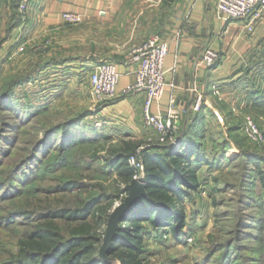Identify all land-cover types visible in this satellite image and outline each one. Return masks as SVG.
<instances>
[{
  "label": "trees",
  "instance_id": "1",
  "mask_svg": "<svg viewBox=\"0 0 264 264\" xmlns=\"http://www.w3.org/2000/svg\"><path fill=\"white\" fill-rule=\"evenodd\" d=\"M164 1L170 3L174 0ZM21 2L11 0L13 21L7 33L21 19L18 11ZM5 39L0 40V46ZM65 60L67 58L64 57L39 60L31 71L9 78L0 90V108L8 112L9 118L17 119L4 122L0 129V201H8L9 204V210L0 215V226H25L17 237L16 252L0 260V264H112L101 260L100 247L110 213L119 200L124 201L128 194L125 186L137 173L130 158L142 146L143 177L148 194L142 196L124 215L109 249V256L118 258L121 264H153L145 238L167 227L173 231L175 240L186 243L185 205L186 200L192 199V193L201 187L200 167L206 165L210 170H215L216 166L223 169L227 163L232 171L235 169L234 163L241 160V170L237 176L238 187L243 191L238 199L242 210L237 214L235 231L242 244H236L233 252L237 258H242L241 264H257L255 261L262 264L264 150L251 148L236 138L241 126L238 122H230L227 130L229 136L233 137V144L239 149L238 155L235 158L227 157L226 150L231 148L232 142L226 140L225 147L218 149L215 138V156L208 158L204 146L207 130L201 127L205 119L204 104L192 117L188 127L179 132L177 144L172 147L147 140H128L109 148L107 154L101 156L93 146L100 138L107 142L110 136H103L98 129L83 125L84 117H75L46 128L42 137L32 142L28 154L9 165L8 169L5 168L6 162L1 155H8L9 147L15 143L12 139L14 134H6L5 131L19 132L29 118L47 109V104L41 106L42 109L33 108L35 105H29L32 100L26 101L27 95L16 97V89L25 86L39 71L50 65L62 64ZM257 78L261 84L254 83L248 90L245 107L241 110L242 113H256L264 117V71ZM219 100L215 101L214 108L221 105L220 108L228 109L227 117L232 119L234 115L230 105ZM214 108H209L208 112L217 120ZM2 143H6V146ZM98 162L102 166H94ZM60 168L77 169L78 172L68 174L66 169L61 170L57 176H53L54 184L43 188L41 180L47 174L55 175ZM81 170H99L102 171L100 174L114 175L113 191L92 181L91 176L86 179L87 175L84 176ZM215 180L219 182V177L216 176ZM250 208L252 210L248 212ZM246 238H255L258 244L247 248L243 244ZM239 250L246 254H237ZM216 252L220 254L214 264L233 263L229 261L232 254L229 240L223 243L213 241L206 255L208 261ZM169 264H175V261Z\"/></svg>",
  "mask_w": 264,
  "mask_h": 264
},
{
  "label": "crops",
  "instance_id": "2",
  "mask_svg": "<svg viewBox=\"0 0 264 264\" xmlns=\"http://www.w3.org/2000/svg\"><path fill=\"white\" fill-rule=\"evenodd\" d=\"M145 1L149 0H27V11L21 12L19 7L21 19L7 33L13 21L11 0H0V29H3L1 34L7 37L0 46V60L6 55L11 57L12 52H21L24 45L47 34H60L67 30L71 35L70 31L75 30L77 25L68 23L63 15L65 12H77L83 15V21L79 36H73V39L80 38L81 41L75 43L89 45L88 53L79 58L68 57L62 64L50 67H71L74 73L89 71L97 63L111 60L107 59L109 56L95 51V44H98L96 33L113 27L112 23L125 18L133 3ZM150 1L155 4L156 28L168 45L165 58L168 86L161 101L153 105V113L163 118L177 113L180 132L188 127L192 117L200 110H195L194 104L199 96L202 97L205 119L201 127L207 130L204 146L207 157L211 159L215 156L212 149L215 136L212 133L218 123L208 109L214 108L215 101L222 97L236 115L242 116L244 113L238 111L242 112L245 107V94L254 83L261 84L257 77L264 71V13L254 30H249L245 21L225 19L218 11V0ZM209 47L219 54V60L213 67L199 63L204 50ZM128 57L123 56L115 62L120 73L116 96L101 104L96 116L100 121L120 128L133 139L144 141L152 136L144 125L145 93L126 92L133 82V68L126 63ZM46 69L39 72L43 73ZM215 90L219 93L215 94ZM240 99L244 101L241 103ZM215 113L221 119L219 113ZM230 150L233 155L239 151L236 146ZM205 167L209 169V166L202 165L199 171ZM211 171L214 169L211 168Z\"/></svg>",
  "mask_w": 264,
  "mask_h": 264
},
{
  "label": "rangeland",
  "instance_id": "3",
  "mask_svg": "<svg viewBox=\"0 0 264 264\" xmlns=\"http://www.w3.org/2000/svg\"><path fill=\"white\" fill-rule=\"evenodd\" d=\"M155 1L158 2L157 0ZM153 5L155 4L150 0L133 3L125 18L115 24L112 23L113 27L103 29L101 33L97 32L95 35V40L98 41V44H95L97 54L101 52V54L109 56L108 60L111 59L110 61L116 62L122 59L123 56H129L134 49L144 44L153 35L159 34L155 25L156 13L154 10L155 6ZM72 25L77 26H74L75 30L70 31L71 35L67 33L66 29L64 33L47 34V36L45 35L46 37L42 36L30 42L29 45H24L21 52H12L13 55L11 57L6 55L5 58L0 60L2 62V67L0 68V90L9 78L22 76L26 72L31 71L33 65L42 57L46 61L50 60V58L70 57L73 59L87 55L90 46L75 43L80 42V38H77L80 39L79 41L73 39V36H79L81 24ZM2 31L3 29H0V40L6 37L1 34ZM76 31H78L76 35H73ZM66 68L49 66L46 69L47 71L45 70L41 75V72L38 74L37 82L33 80L30 84H25V86L16 89V97L27 95L26 101L30 102L32 100V103L30 102L29 105H35L33 108L42 109L43 107L41 106L47 104V109L29 118L22 126V130L19 129V132L12 130L5 131L6 134L9 132L13 133L12 139L15 141L9 147V154L1 155L6 162V169L9 168V165L11 166L15 161L28 154L32 142L41 138L46 128H50L70 118L84 117L82 121L83 125H86L88 128L98 129L103 136H110L107 142L103 140L104 138H100L99 142L93 146L99 150L98 152L101 156L107 154L109 148L113 146H119L124 141L135 140L131 135L123 133L120 128L108 125L98 119L96 113L101 104H96L90 99L88 81L81 80V73L72 72L71 67ZM41 78L44 79L42 83ZM240 100L241 103L244 101V99ZM219 102L227 103V100L221 97ZM220 107L214 108L219 113V116H221V119L217 118L218 126H216V130L214 131L218 149L225 147L226 140H229L230 143L232 142L231 147L235 146L233 144V137L228 134V126L230 122H238L239 126L242 127L246 115H251L264 132V119L261 118L263 116H257L256 113H244L241 116L233 112L234 116L231 119L227 117L228 109ZM7 114L8 112H3L0 108V129L6 121H17L13 117L9 118ZM236 134V138H239L251 148L264 150V146H259L249 140L242 130H239ZM148 138L146 140H149ZM2 144L6 146V143ZM212 144L215 145L214 143ZM229 150H226L227 157L232 156L231 158H235L238 155V153L233 155L231 150ZM213 151L216 152V149H213ZM241 163V160L235 162V169H232V171L229 169V164L226 163L223 169H219L221 167L217 168L216 166L214 167L215 170L211 171L205 167L204 170L199 172L201 187L198 191L192 193V199L186 200L185 205V230L188 231L187 242L182 243L175 240L173 231L168 227L159 233L153 234L151 237L145 238V244L149 255H151L150 260L153 264H169L172 261H175V264H214L220 252L213 254L210 257V261L206 257L212 242L223 243L228 240L231 242L232 247L229 261L232 260V264H241L242 258H237L236 253L233 252L236 250L234 247L236 244H242L237 238V231H235L238 221L237 214L242 210L238 199L243 194V191L238 187L239 180L237 176L241 170ZM94 166L100 167L102 163H95ZM64 169L66 168H60L58 172L56 171L55 175L47 174L45 179L41 180V186L44 188L53 185V176H57ZM67 171L68 174H77L78 172L77 169H68ZM80 172H84V176L87 175L86 179L91 176L92 181L102 184L108 191H113L114 175L100 174L102 171L99 170L97 172L81 170ZM230 172L232 175L229 174ZM216 176L219 177V182L215 180ZM121 202L119 200L115 206ZM1 206L3 207L2 209ZM8 210V201H0V215H3ZM251 210L252 208L248 209V212H251ZM24 228L25 226L21 224L10 228L0 226V260H5L10 254L16 252L17 237ZM256 242L255 238H246L243 244L248 248L256 246L258 244ZM238 252L246 254L243 250L237 251V254ZM255 263L260 264L258 261H255Z\"/></svg>",
  "mask_w": 264,
  "mask_h": 264
},
{
  "label": "built area",
  "instance_id": "4",
  "mask_svg": "<svg viewBox=\"0 0 264 264\" xmlns=\"http://www.w3.org/2000/svg\"><path fill=\"white\" fill-rule=\"evenodd\" d=\"M217 8L225 19L245 21L246 27L249 30H254L257 23L263 17L264 0H218ZM27 9V0H22L20 4L21 12H26ZM63 16L70 24H78L83 21V15L81 13L65 12ZM167 54V43L160 34H155L144 44L134 49L129 54L126 62L129 67L133 68V82L126 89V92L145 93L143 111L144 125L152 133V136L147 140L149 143L168 144L175 142L179 134L177 113H170L167 118L153 113V105L161 101L168 86L165 69V58ZM218 60V52L209 47L204 50L199 63L205 67H213L217 64ZM1 67L2 62L0 61ZM80 73L82 76L80 79L88 81L89 97L93 102L103 104L115 98L117 84L120 78V73L115 62L102 61L97 63L91 70ZM38 76H35L30 82L33 80L37 82ZM42 81H44L43 78H41V83ZM218 93L219 91L215 90V94ZM201 104L202 97L199 96L195 101L194 109L199 110ZM241 130L249 140L259 146H264V132L251 115L245 116ZM143 148L144 146L130 158L131 165L137 170L134 176L137 179L144 176V165L141 158Z\"/></svg>",
  "mask_w": 264,
  "mask_h": 264
},
{
  "label": "water",
  "instance_id": "5",
  "mask_svg": "<svg viewBox=\"0 0 264 264\" xmlns=\"http://www.w3.org/2000/svg\"><path fill=\"white\" fill-rule=\"evenodd\" d=\"M177 141L163 146H175ZM128 194L124 201L114 207L108 218L105 234L103 236V243L100 247V258L104 262L112 264H121L118 258L109 256L108 252L112 245V241L115 238L117 231L120 227V223L124 215L133 208L142 196L147 195V184L144 177L133 178V180L125 186Z\"/></svg>",
  "mask_w": 264,
  "mask_h": 264
}]
</instances>
